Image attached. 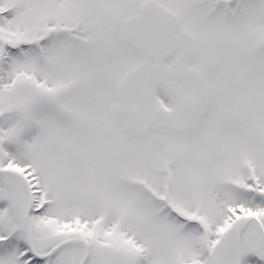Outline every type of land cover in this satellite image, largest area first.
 I'll return each mask as SVG.
<instances>
[{
    "label": "snow or ice",
    "instance_id": "snow-or-ice-1",
    "mask_svg": "<svg viewBox=\"0 0 264 264\" xmlns=\"http://www.w3.org/2000/svg\"><path fill=\"white\" fill-rule=\"evenodd\" d=\"M0 264H264V0H0Z\"/></svg>",
    "mask_w": 264,
    "mask_h": 264
}]
</instances>
